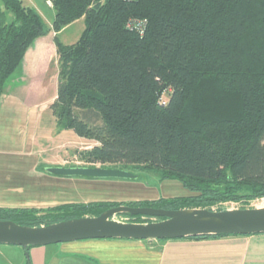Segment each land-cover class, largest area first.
I'll return each mask as SVG.
<instances>
[{
  "label": "trees",
  "instance_id": "16d2710c",
  "mask_svg": "<svg viewBox=\"0 0 264 264\" xmlns=\"http://www.w3.org/2000/svg\"><path fill=\"white\" fill-rule=\"evenodd\" d=\"M50 1L52 28L23 0H0V102L27 51L53 30L59 84L50 111L60 131L95 143L77 152L82 161L154 171L191 195L0 209V221L41 227L120 205L211 209L264 198V0ZM81 20L78 41L62 43L59 34ZM141 21L142 33L128 28Z\"/></svg>",
  "mask_w": 264,
  "mask_h": 264
},
{
  "label": "crops",
  "instance_id": "0c3cea01",
  "mask_svg": "<svg viewBox=\"0 0 264 264\" xmlns=\"http://www.w3.org/2000/svg\"><path fill=\"white\" fill-rule=\"evenodd\" d=\"M23 1L45 20L43 1ZM45 5L49 11L53 9L47 2ZM55 37L51 31L30 47L19 78L0 102V209L47 210L95 201L84 198L78 202L77 177L47 172L51 166L62 165L46 162V149L38 138L40 130L54 124L48 110L58 95V89L53 92L50 87L56 78V87L59 84V73H52L54 66L59 71L54 65L58 59ZM141 188L146 194L148 187ZM6 252L12 259H6ZM28 254L12 245H0L4 264H264V234L198 240H84L34 247Z\"/></svg>",
  "mask_w": 264,
  "mask_h": 264
},
{
  "label": "water",
  "instance_id": "95a60500",
  "mask_svg": "<svg viewBox=\"0 0 264 264\" xmlns=\"http://www.w3.org/2000/svg\"><path fill=\"white\" fill-rule=\"evenodd\" d=\"M47 172L58 177L95 180H138L139 175L107 167H49ZM233 205V204H232ZM162 218L156 222H126L115 220L121 215ZM124 218V217H122ZM264 234V207L164 210L151 207L120 205L96 217H82L30 227L14 221H0V245L29 249L84 240H177L210 235Z\"/></svg>",
  "mask_w": 264,
  "mask_h": 264
},
{
  "label": "rangeland",
  "instance_id": "374dc122",
  "mask_svg": "<svg viewBox=\"0 0 264 264\" xmlns=\"http://www.w3.org/2000/svg\"><path fill=\"white\" fill-rule=\"evenodd\" d=\"M38 1V0H37ZM40 2H44L43 14L46 20V24L49 26L51 22L53 23L55 18V11L52 9L49 11V8L45 5L46 2L49 6L52 7V2L50 0H39ZM50 27V26H49ZM51 28V27H50ZM85 28V23L83 20L73 23L64 29L61 34H59L60 40L62 43L66 45L74 44L78 41L80 36L82 35ZM53 31V30H52ZM57 60V59H56ZM58 63V60L57 62ZM57 66V64H54ZM59 73L54 66V70L52 73ZM58 79L54 83H51L50 87L53 92H57ZM52 119L53 126L50 128L49 126H45L43 130H40L38 138L41 140V145L46 149L45 159L46 162L49 160L54 163V166L62 165L61 167H85L86 165L82 159L80 158L77 152L85 151L92 146L95 145L93 141H87L85 139L79 138L72 130H62L58 129L56 121L54 120V116H52L50 109L48 110ZM48 114V113H47ZM46 119V117H45ZM52 167V166H51ZM96 167H102L101 165H96ZM118 169H122L128 172H132L137 175H142V178L139 180H123V179H88V178H75L77 180L78 189H77V200L78 202L84 198L87 200H95L98 202H112L119 204H130L132 202H143L146 199L150 201L159 200L161 198L169 199V198H181V197H189L191 193L183 187V185L176 180H165L161 181L157 173L154 171H138L132 167H123L121 165L118 166ZM84 185V186H83ZM142 185L147 188V193L145 194L142 190ZM129 187H132L130 189ZM131 190V192H130ZM131 197L134 201H130ZM119 200V202H116ZM139 200V201H137ZM141 200V201H140ZM93 201V202H95ZM233 204V205H232ZM223 208H262L264 207V198L260 200L251 201L249 203H225L223 205H219ZM213 206L212 208L219 207ZM94 217V216H89ZM115 220L126 222L127 218L115 217ZM144 222H156L157 220H142ZM141 221V222H142ZM11 246V245H10ZM17 249H22V247L13 246ZM11 254L6 252V259H12ZM5 260L0 258V264L7 263Z\"/></svg>",
  "mask_w": 264,
  "mask_h": 264
},
{
  "label": "built area",
  "instance_id": "2783aa9c",
  "mask_svg": "<svg viewBox=\"0 0 264 264\" xmlns=\"http://www.w3.org/2000/svg\"><path fill=\"white\" fill-rule=\"evenodd\" d=\"M145 27V23L141 22H129L128 28L134 31L143 32Z\"/></svg>",
  "mask_w": 264,
  "mask_h": 264
}]
</instances>
